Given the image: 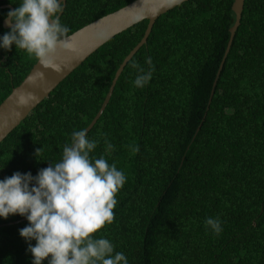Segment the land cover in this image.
I'll return each instance as SVG.
<instances>
[{
  "label": "trees",
  "instance_id": "16d2710c",
  "mask_svg": "<svg viewBox=\"0 0 264 264\" xmlns=\"http://www.w3.org/2000/svg\"><path fill=\"white\" fill-rule=\"evenodd\" d=\"M131 1L65 0L60 20L69 35ZM20 2L0 6L14 10ZM231 3L188 0L160 15L87 132L98 141L91 156H104L126 176L114 221L97 238L109 239L128 264H264V0H243L206 105L233 22ZM8 12L0 9V37L10 31L1 27ZM145 26L100 46L0 142V180L15 172L35 177L60 162ZM36 60L15 45L0 48V103ZM134 62L152 69L142 88ZM210 217L221 222L218 235L205 223ZM28 224L18 214L0 217V264H32L28 246L36 241L19 234Z\"/></svg>",
  "mask_w": 264,
  "mask_h": 264
},
{
  "label": "clouds",
  "instance_id": "9594fccd",
  "mask_svg": "<svg viewBox=\"0 0 264 264\" xmlns=\"http://www.w3.org/2000/svg\"><path fill=\"white\" fill-rule=\"evenodd\" d=\"M181 2L166 0L168 6ZM62 12L63 0H21L7 14L10 31L0 37V48L10 51L15 45L34 56L41 67L62 71L56 62L60 53L75 50L67 39L70 29L61 23ZM141 18L142 13L136 16ZM147 63L151 66L150 58ZM132 67L139 73L135 86L144 87L151 80V67L147 72L138 63ZM34 99L21 94L18 104L27 106ZM97 145L86 129L74 131L60 162L40 169L35 177L30 172H15L0 180V217L18 214L27 218L29 224L19 234L26 241H36L35 246H28L32 264H43L46 259L48 264H128L109 239L97 238V233L113 223L116 196L126 183L115 163L109 164L104 156H91ZM205 223L217 235L222 231L218 218H207Z\"/></svg>",
  "mask_w": 264,
  "mask_h": 264
},
{
  "label": "water",
  "instance_id": "95a60500",
  "mask_svg": "<svg viewBox=\"0 0 264 264\" xmlns=\"http://www.w3.org/2000/svg\"><path fill=\"white\" fill-rule=\"evenodd\" d=\"M5 1V0H0ZM188 0H182L181 3ZM65 0H63L64 7ZM180 3V4H181ZM243 0H232L230 10L233 15V22L228 29V38L226 41L225 49L221 57L219 66L215 73L214 79L211 84V88L208 94L207 106L212 97L213 89L221 70L223 61L226 54L228 53L234 32L236 31L240 14L242 10ZM179 5V4H178ZM168 6L166 0H133L125 6L115 10L114 12L108 13L88 24L79 28L78 30L67 35V39L75 45L74 51L61 52L57 63L62 67V71L56 72L51 68H43L38 60L32 65L28 73L21 80V82L14 88L11 89L10 93L0 103V142L21 122L24 118L45 98L48 94L75 68H77L89 55H91L100 46L106 43L115 35L127 30L133 25L145 20L146 26L142 37L137 44L128 52V54L122 59L121 63L116 68L112 80L109 84L107 92L100 104L98 111L95 116L89 122L87 127L88 130L93 126L105 105L107 104L111 95L114 84L125 66L126 62L132 57L137 49L142 46L150 32V29L154 21L165 12L178 6ZM0 9L12 8L8 5L0 6ZM142 13V18L137 20L136 16ZM7 16L2 20L1 27L3 29H10L5 23ZM43 74L42 76L40 74ZM29 95L35 97L34 100L30 101L27 106H21L18 104V97L21 95ZM25 219H21L23 221ZM15 222H11L4 225H10Z\"/></svg>",
  "mask_w": 264,
  "mask_h": 264
}]
</instances>
